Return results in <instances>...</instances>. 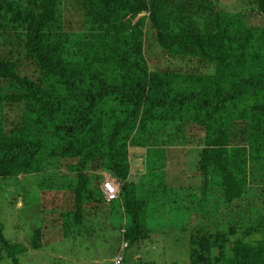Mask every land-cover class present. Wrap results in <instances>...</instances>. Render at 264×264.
I'll list each match as a JSON object with an SVG mask.
<instances>
[{"label":"trees","instance_id":"trees-1","mask_svg":"<svg viewBox=\"0 0 264 264\" xmlns=\"http://www.w3.org/2000/svg\"><path fill=\"white\" fill-rule=\"evenodd\" d=\"M220 2L0 0V190L14 183L11 204H26L28 178L42 190L51 174L72 197L66 210L42 190L28 245L0 224L1 264H20L77 227L92 236L94 218L116 201L128 224L112 264L119 255L122 264L126 249L151 240L150 202L166 203V194L152 199L164 192L151 178L163 180L164 160L187 150L197 181L178 189L202 200L188 264H264V0L233 13ZM131 150L147 153L144 170L132 169L140 154ZM105 176L118 186L111 201ZM249 206L261 216L240 224ZM211 211L230 223L207 224Z\"/></svg>","mask_w":264,"mask_h":264},{"label":"rangeland","instance_id":"rangeland-1","mask_svg":"<svg viewBox=\"0 0 264 264\" xmlns=\"http://www.w3.org/2000/svg\"><path fill=\"white\" fill-rule=\"evenodd\" d=\"M220 6L227 12L233 13L248 8L250 4L248 0H221ZM145 47L146 51L154 50L148 44ZM133 152L140 155L138 156L139 160H135L131 156L132 169L138 166V168L144 170L146 167L143 163L146 162L145 154L147 155V153L131 150V155ZM187 152L188 155L186 157L180 152H172V154L168 155L170 160H164L162 157L161 160H164V165L169 162L166 169L167 176L164 174L163 180L161 177H152L151 182L153 185L150 189L156 190L160 185V190L164 193H155L152 199L163 197L166 194L164 197L166 203L160 205L150 202L146 224L152 230L151 240L126 249L123 254L124 261L122 264H137L140 260L142 262H155V264L189 263V236L196 224V214L201 208L199 204L202 200L193 191L178 189L188 187L191 184L194 185L197 181V179L191 178L195 171L196 153L192 150H187ZM153 164L159 166L162 163L155 161L153 158ZM43 178L39 179V183L43 186L44 200L46 202L54 201L53 203L51 202V205H57L60 200V205L63 209H71L72 197L69 189H63L61 195L58 192V185H61L63 180L51 174ZM28 179L30 183H25L26 187H23L25 195L28 196L26 204L21 198L11 204V195L18 189L14 186V183L9 186H1L3 188L0 190V224L5 228L4 234L11 242L25 245H28L29 237L30 240L34 239L32 231L38 225L39 204L41 203V196H39V200L37 196L42 192L38 184L34 182L33 177ZM253 192L251 193L250 191L247 194L250 205H252L254 197H256ZM188 193L191 195L186 196ZM111 207L118 212H113L111 215ZM170 208L173 210L170 211ZM224 208L220 206L218 213L223 215L225 212H223ZM102 209L100 216L96 219L94 218V222L98 226L94 228L92 236H88L84 232L90 231V229L86 230L88 229L87 226L84 227L82 232L80 227L71 229V233L66 239L55 240L41 251L30 250L27 256L20 258V264H112V259L118 254L121 245L120 228L127 221L121 217L117 201L111 206H103ZM206 210H203L202 213ZM247 210V218L243 220H237L236 218V221L240 222V224L245 223V225L255 224L261 214L258 213L257 208L252 209L249 206ZM222 215H213L211 211L210 215H207L206 223L226 227L230 222H227L225 214L224 216ZM222 219L225 222H220ZM183 227L187 228V230H182ZM38 252L40 253L38 254ZM37 254L40 256L36 257Z\"/></svg>","mask_w":264,"mask_h":264},{"label":"built area","instance_id":"built-area-1","mask_svg":"<svg viewBox=\"0 0 264 264\" xmlns=\"http://www.w3.org/2000/svg\"><path fill=\"white\" fill-rule=\"evenodd\" d=\"M103 195L107 201H111L117 197V189L118 186L116 183L112 180H106L103 182ZM124 246H122L123 248ZM121 261V256L119 255L118 257L115 258L114 264H118Z\"/></svg>","mask_w":264,"mask_h":264},{"label":"clouds","instance_id":"clouds-1","mask_svg":"<svg viewBox=\"0 0 264 264\" xmlns=\"http://www.w3.org/2000/svg\"><path fill=\"white\" fill-rule=\"evenodd\" d=\"M106 180H110L107 176H105V180H104V182L106 181ZM102 185H103V183H102ZM101 185V190L103 189V186ZM103 192V191H102Z\"/></svg>","mask_w":264,"mask_h":264},{"label":"crops","instance_id":"crops-1","mask_svg":"<svg viewBox=\"0 0 264 264\" xmlns=\"http://www.w3.org/2000/svg\"><path fill=\"white\" fill-rule=\"evenodd\" d=\"M134 170H141V168H138V166H135Z\"/></svg>","mask_w":264,"mask_h":264},{"label":"water","instance_id":"water-1","mask_svg":"<svg viewBox=\"0 0 264 264\" xmlns=\"http://www.w3.org/2000/svg\"><path fill=\"white\" fill-rule=\"evenodd\" d=\"M144 14H140L139 17L143 16Z\"/></svg>","mask_w":264,"mask_h":264}]
</instances>
